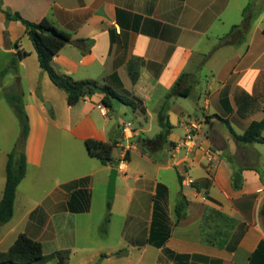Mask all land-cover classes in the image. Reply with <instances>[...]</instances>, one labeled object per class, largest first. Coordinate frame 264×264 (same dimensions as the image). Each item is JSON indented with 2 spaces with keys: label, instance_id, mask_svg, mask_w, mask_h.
<instances>
[{
  "label": "crops",
  "instance_id": "crops-1",
  "mask_svg": "<svg viewBox=\"0 0 264 264\" xmlns=\"http://www.w3.org/2000/svg\"><path fill=\"white\" fill-rule=\"evenodd\" d=\"M0 2L28 22L46 18L71 35L76 44L51 61L58 74L106 85L135 104L106 107L98 92L67 105L40 68L24 24L0 11V72L15 60L0 77V119L14 121L6 93L21 97L28 119L26 173L5 225L16 220L17 236L39 241L45 256V238L58 244L51 254L72 253L78 222L90 219L98 192L100 220L110 202L108 228L119 218L133 249L154 248L176 264L147 243L160 222L170 232L164 246L181 264H264V144L235 138L252 123L264 137V0ZM159 136L163 143L154 147L143 141ZM17 137H0V200ZM86 140L113 145L114 163L90 157ZM123 159L108 201L110 170ZM182 198L184 216L174 225Z\"/></svg>",
  "mask_w": 264,
  "mask_h": 264
},
{
  "label": "trees",
  "instance_id": "trees-1",
  "mask_svg": "<svg viewBox=\"0 0 264 264\" xmlns=\"http://www.w3.org/2000/svg\"><path fill=\"white\" fill-rule=\"evenodd\" d=\"M0 11L4 14L7 20L20 21L24 24L26 29V35L33 43L34 49L38 56L39 66L44 71L51 83L62 90L66 94V102L69 106H74L80 102L84 97L90 96L94 93H103L102 104L106 107H110L113 101L135 107L131 98L115 93L108 86H100L97 82L92 80L74 81L71 78L58 74L51 65V61L59 51L71 41V35L67 32L58 30L54 25L46 18H43L38 23H32L24 20L18 13H10L2 8L0 2ZM48 32V33H47ZM264 34V28L262 30ZM11 68L15 67V60L10 63ZM8 68H5L0 72V77H3ZM133 82L137 79V74H130ZM180 80L176 83H179ZM5 99L7 103L12 107L16 114L20 126L21 135L18 142L14 145L7 157V163L5 168V185L0 200V228L8 223L13 216L14 201L16 190L20 182L26 173V160L24 154L25 141L28 135V119L25 114L21 97L17 94L6 93ZM261 124L252 123L247 130L240 136L235 138L239 142L243 143H260L264 144V137L260 132ZM163 138L159 136L154 140H143L147 146L154 147L160 143H163ZM87 154L100 161L102 165H112L114 163L112 158L113 145L98 142L94 140H86L84 142ZM187 201L182 198L175 207L176 221L174 225L182 219L184 216V208ZM110 202L107 203V214L104 218V222L101 226V231L106 230V226L109 223L110 217ZM169 229L163 223H158L156 229L151 230L150 238L147 243L154 247L161 249L162 253L174 261L176 264H181L179 261L180 256L175 255L170 250L165 248V242L169 237ZM67 251L56 252L58 256L57 264H67ZM121 251L116 253L120 255ZM63 254V255H62ZM106 257L104 254L101 258ZM46 261V256L43 253L42 244L36 241L24 233H20L13 244L6 250L0 251V264H41Z\"/></svg>",
  "mask_w": 264,
  "mask_h": 264
},
{
  "label": "rangeland",
  "instance_id": "rangeland-1",
  "mask_svg": "<svg viewBox=\"0 0 264 264\" xmlns=\"http://www.w3.org/2000/svg\"><path fill=\"white\" fill-rule=\"evenodd\" d=\"M128 110L131 112V109ZM13 114V122H5L0 119V137H5V135L8 137L11 135L12 137L18 134L16 140H14L15 145L20 139L21 126L14 111ZM156 128L157 126L154 125L152 133L149 135H153ZM146 173L151 177L155 174L152 170H146ZM162 179L171 184L172 174L165 172L162 174ZM95 198L96 202L90 219L78 222L75 251L67 253V264H171L167 263L154 248L146 247L147 250L142 251L130 247V237L126 236L125 232L120 235L121 222L119 218H115L109 228L107 224L106 230L102 232L101 226L104 222L102 218L100 220L102 212H104L102 196L100 197V193L97 192L95 193ZM20 229H22V226L17 225L16 220L0 228V251H6L13 244ZM43 241L46 261L41 264H57L58 256L51 254V251L58 244L53 243L52 238H45ZM63 244H70L69 239L67 238L64 243L62 242ZM120 251V255H116ZM100 253L106 257L100 258L98 256Z\"/></svg>",
  "mask_w": 264,
  "mask_h": 264
},
{
  "label": "water",
  "instance_id": "water-1",
  "mask_svg": "<svg viewBox=\"0 0 264 264\" xmlns=\"http://www.w3.org/2000/svg\"><path fill=\"white\" fill-rule=\"evenodd\" d=\"M71 44L75 45L76 42L71 41ZM45 107L48 108V106H46V105H45ZM118 164H119V161L116 162V166ZM117 173H118V171L116 168H112L110 170V173H109V179H108L107 188H106V198L108 201H112L114 198Z\"/></svg>",
  "mask_w": 264,
  "mask_h": 264
},
{
  "label": "built area",
  "instance_id": "built-area-1",
  "mask_svg": "<svg viewBox=\"0 0 264 264\" xmlns=\"http://www.w3.org/2000/svg\"><path fill=\"white\" fill-rule=\"evenodd\" d=\"M103 114H105V113L103 112ZM195 129H196V126L195 125H191L190 130L188 131V133L186 134V136L184 138L183 144L185 146L189 147L191 144H193V140H194V136H195ZM123 162H124V159L119 161V164L116 166L117 171H121L122 170Z\"/></svg>",
  "mask_w": 264,
  "mask_h": 264
}]
</instances>
